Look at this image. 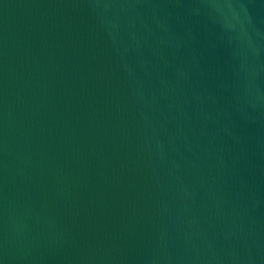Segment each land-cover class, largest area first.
Returning <instances> with one entry per match:
<instances>
[{
  "label": "water",
  "instance_id": "obj_1",
  "mask_svg": "<svg viewBox=\"0 0 264 264\" xmlns=\"http://www.w3.org/2000/svg\"><path fill=\"white\" fill-rule=\"evenodd\" d=\"M0 264H264V0H0Z\"/></svg>",
  "mask_w": 264,
  "mask_h": 264
}]
</instances>
